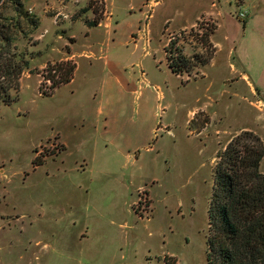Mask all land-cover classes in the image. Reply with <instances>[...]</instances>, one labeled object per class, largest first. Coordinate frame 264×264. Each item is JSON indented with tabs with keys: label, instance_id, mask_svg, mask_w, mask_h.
<instances>
[{
	"label": "rangeland",
	"instance_id": "rangeland-1",
	"mask_svg": "<svg viewBox=\"0 0 264 264\" xmlns=\"http://www.w3.org/2000/svg\"><path fill=\"white\" fill-rule=\"evenodd\" d=\"M89 1L23 0L40 23L19 34L29 66L0 110V264H208L216 154L241 131L264 142V100L238 58L264 67L251 52L264 0L244 4L245 31L232 0H106L92 29ZM0 13L29 32L10 0ZM202 15L217 21V51L198 74L176 76L164 48L174 36L187 55L202 52L189 36ZM71 56L73 81L42 96L47 63Z\"/></svg>",
	"mask_w": 264,
	"mask_h": 264
},
{
	"label": "trees",
	"instance_id": "trees-1",
	"mask_svg": "<svg viewBox=\"0 0 264 264\" xmlns=\"http://www.w3.org/2000/svg\"><path fill=\"white\" fill-rule=\"evenodd\" d=\"M17 16L29 23V32L14 18L0 13V110L17 101L21 79L28 69L26 54L19 52V34L24 36L39 27V19L26 9L23 0H10ZM4 0H0V5ZM100 3V5H98ZM89 10L94 19H85L88 29L100 26L106 14V0H90ZM80 17V16H78ZM245 26V21H241ZM217 25L204 18L192 27L189 36L202 47V52L187 55L177 37H172L164 50L169 70L176 76L198 74L214 58L217 51L211 37ZM184 33V32H183ZM75 42L74 39H71ZM70 54V47H67ZM77 63L67 58L47 63L39 87L42 96H52L57 89L70 84ZM50 83L48 92L45 84ZM197 112L191 121L195 122ZM209 119L201 125L203 130ZM64 149V147H62ZM264 142L253 131L245 130L233 136L227 145L218 150L213 167V185L208 206L207 263L208 264H264ZM44 160L37 157L33 166ZM141 204V201H140ZM165 264H178L177 259L166 256Z\"/></svg>",
	"mask_w": 264,
	"mask_h": 264
},
{
	"label": "crops",
	"instance_id": "crops-1",
	"mask_svg": "<svg viewBox=\"0 0 264 264\" xmlns=\"http://www.w3.org/2000/svg\"><path fill=\"white\" fill-rule=\"evenodd\" d=\"M217 1H218V4H219L220 0H217ZM229 2H230V5H231V1L230 0H229ZM246 3H248V0H246L245 5H246ZM218 4L217 3H213V5H215V8L218 7ZM233 13L235 15V11ZM205 17H208L209 20L214 21L216 23V25H217V29H216L215 33L212 35V37H211V40L213 42V37H214V35L216 34V32L218 30V24H217V21L214 19V17L212 15H208V16L207 15H202V16L198 17L197 20L195 22H193L191 28L196 25L197 21H199V20H201L202 18H205ZM237 20H238V24L242 27V30L245 31L247 26L250 25V23L252 22V16L249 13V10H248V12L246 14V20H244L245 23H246L245 26L242 25V22H241L240 19H237ZM185 28L186 27H184V30H185ZM187 29H189V28H187ZM173 34H174V32H173ZM255 41L256 42L253 45H251V47H252L251 52L257 58L262 52L264 54V36L263 35L256 36ZM69 58H72V56L69 57ZM238 58H239L240 66L242 68L241 75H240L241 81L245 82L247 84V86L251 90V93H252L253 96L254 95L259 96V97L262 96V99H260V100H264V67L261 70H257L253 66V58H251L252 62H250L249 59H246V57L241 59V50L238 53ZM195 114H194V116H195ZM207 126H208V124L206 125V127ZM206 127L203 130H205ZM59 143H60V141H59Z\"/></svg>",
	"mask_w": 264,
	"mask_h": 264
},
{
	"label": "built area",
	"instance_id": "built-area-1",
	"mask_svg": "<svg viewBox=\"0 0 264 264\" xmlns=\"http://www.w3.org/2000/svg\"><path fill=\"white\" fill-rule=\"evenodd\" d=\"M237 8L236 16L238 19L242 20L246 18V12L244 9L245 0H232Z\"/></svg>",
	"mask_w": 264,
	"mask_h": 264
}]
</instances>
